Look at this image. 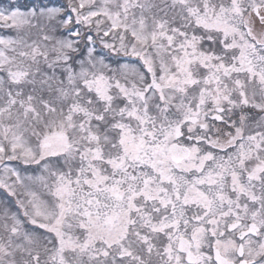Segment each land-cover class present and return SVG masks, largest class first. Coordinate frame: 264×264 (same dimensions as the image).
I'll use <instances>...</instances> for the list:
<instances>
[{"label": "rangeland", "instance_id": "rangeland-1", "mask_svg": "<svg viewBox=\"0 0 264 264\" xmlns=\"http://www.w3.org/2000/svg\"><path fill=\"white\" fill-rule=\"evenodd\" d=\"M66 5L60 17L0 3V264H185L175 249L184 221L198 264H211L206 237L232 246L215 237L233 209L262 230L249 249L263 258L264 13L253 8L264 0ZM81 34L85 50L71 36ZM174 142L190 152L176 166L166 154ZM101 181L135 212L109 235L75 210L73 233L75 202L84 208L85 186Z\"/></svg>", "mask_w": 264, "mask_h": 264}, {"label": "flooded vegetation", "instance_id": "flooded-vegetation-1", "mask_svg": "<svg viewBox=\"0 0 264 264\" xmlns=\"http://www.w3.org/2000/svg\"><path fill=\"white\" fill-rule=\"evenodd\" d=\"M258 7H260V8H258V11L255 12V14L257 15V18L259 17V20H260L261 19L260 13L261 14L264 13V7L263 6H258ZM262 21L263 20H261L259 22H262ZM213 115H214V113L209 117V120ZM202 126L203 125H201V127ZM177 144L179 146L184 147V145H182L180 143H177ZM168 147L166 148V154H167ZM168 158H169V156H168ZM169 161L173 165L176 166V165L182 163L184 160L179 162V163H174L170 159H169ZM123 180L124 179L122 178L121 183H123ZM154 180H160L161 182L163 181V180H161L160 176H158V177L153 176L152 181H154ZM104 185H105V182L101 181V188H99L98 186H95L96 189H98V190H91L92 188H89L88 185L85 186L84 192L82 193V195H83L82 199L85 198L84 201H85L86 205L84 208H81L84 204L80 200L76 201L75 202L76 206L74 208V212H72L71 220L69 221V225H70L69 229L71 228L73 233L80 231L79 225H81V224L78 222V220L75 217L76 211H78V210L80 212L84 213L83 219H84L86 225L89 222V225H87V227H89V230L100 231V230L104 229L105 227L109 226L110 228L113 229L109 232V235H111L113 232H117L118 228L120 229L119 225L123 219L124 214L135 212V210H132V209H129V210L124 209L123 208V206H124L123 199H125L124 196H121L120 194H118V192L111 193L110 190L112 188H110L108 185H106L104 187ZM129 196H134V195L130 194ZM219 197H221V196H219ZM133 198L134 197H132V199ZM126 201H129V200L127 199ZM140 202H141L140 206H143L146 209H149V211L151 213H153L154 215L156 214V212H154L155 207L152 206L151 201H148L147 199L144 198ZM210 203L213 206V202H210ZM225 203H228V202L224 201V200H220V198H217V200L214 202V204L219 208H220V206L223 207ZM120 204H121V209H120ZM128 204L130 205V203H128ZM227 212H228L227 217H233V218L229 219L227 221H224V223H219V228L216 232L215 240L219 241L220 243L225 242V241H230L232 243V246L229 247V249L226 250V252H224L215 243L214 234H212V235L209 234L206 237V240H207L208 244L210 245V247L207 250V253L209 255H207L208 257L205 256L206 260H210L211 264H217L216 261H214V253H218L220 255V257L226 261V262H224L225 264H228V263L229 264H264V257L263 258L257 257L256 259H253L251 257V253H250V249H249L251 242L252 241L254 242L258 238V234L261 233L262 230L255 223H253L251 221H247V220L241 219V218L237 219L236 214L234 213V209L229 210ZM181 220L182 219H180V221ZM183 223L184 224H181V225L177 226V228H176V230L180 229V233H181L175 238L176 252L179 256L182 257V260L185 264H190L186 261V259H185L186 255L182 251V246L184 245V243L181 242L179 245V242L181 239L185 240L187 245H188L189 252L194 256L195 261L191 264H198L199 260H202L203 255L195 254L194 247L192 246V244L189 240V235L187 234L188 228L185 225L186 222L184 221ZM253 226H254V228H253ZM131 237L132 236H130L129 234L126 236L125 232H123L122 238L121 237L120 238H121V240H127ZM132 239H133V237H132ZM173 240H174V237H173ZM101 257L106 258L104 256H101ZM87 262H88V260H87ZM224 263H221V264H224ZM69 264H70V262H69Z\"/></svg>", "mask_w": 264, "mask_h": 264}, {"label": "trees", "instance_id": "trees-1", "mask_svg": "<svg viewBox=\"0 0 264 264\" xmlns=\"http://www.w3.org/2000/svg\"><path fill=\"white\" fill-rule=\"evenodd\" d=\"M0 3H6L10 6L18 5V8L22 11H28V10H33V11H38V9L42 8H48V7H55L59 9L60 17H64L68 12V7L66 5V0H0ZM74 29V25H70L69 27H63L60 31H63L64 33H71L72 30ZM85 34H88L85 33ZM84 34V35H85ZM77 35V34H76ZM84 35L81 34V36H75L71 35L72 37H76V39L79 41L78 46L80 49L85 50V40H84ZM91 35V34H89ZM80 39V40H79ZM93 45L98 49L99 51H104L105 48L100 44V47H98V41L93 38ZM95 41V42H94ZM95 43V44H94ZM101 53V52H98ZM102 54V53H101ZM105 61H111L112 58H107L106 55H101ZM119 57H123L122 55H118ZM117 57V58H119ZM111 59V60H110ZM202 134V131L197 129V132L194 134L195 137V142L196 143H202L208 140V137H205L204 139H198V135Z\"/></svg>", "mask_w": 264, "mask_h": 264}, {"label": "water", "instance_id": "water-1", "mask_svg": "<svg viewBox=\"0 0 264 264\" xmlns=\"http://www.w3.org/2000/svg\"><path fill=\"white\" fill-rule=\"evenodd\" d=\"M221 112H222V109H216V113H221ZM217 120L219 121L220 117H217ZM187 121L194 123L196 121V119L190 118ZM174 132H175V138H179L181 136L179 127H176ZM167 151H168V154L170 156V159L174 163L181 162L182 160L186 159L188 157V154H189V151L186 147L178 146L175 144L169 146ZM253 228H254V226H253ZM181 242L184 243V245L182 246V251L186 255V257H185L186 261L190 264L193 263L195 261L194 256L189 252V248H188L186 241L181 239L179 242V245ZM214 261H216L217 264H221V263L226 262L223 258L220 257V255L218 253H214Z\"/></svg>", "mask_w": 264, "mask_h": 264}]
</instances>
